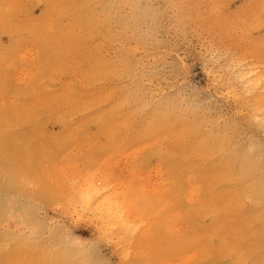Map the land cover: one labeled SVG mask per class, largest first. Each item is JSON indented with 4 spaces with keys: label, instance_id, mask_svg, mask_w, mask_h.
<instances>
[{
    "label": "rangeland",
    "instance_id": "1",
    "mask_svg": "<svg viewBox=\"0 0 264 264\" xmlns=\"http://www.w3.org/2000/svg\"><path fill=\"white\" fill-rule=\"evenodd\" d=\"M0 264H264V0H0Z\"/></svg>",
    "mask_w": 264,
    "mask_h": 264
},
{
    "label": "bare ground",
    "instance_id": "2",
    "mask_svg": "<svg viewBox=\"0 0 264 264\" xmlns=\"http://www.w3.org/2000/svg\"><path fill=\"white\" fill-rule=\"evenodd\" d=\"M189 172H190V171H189ZM187 173H188V172H187ZM191 175H192V174H191ZM191 175H190V176H191ZM194 175H195V174H193V176H194ZM196 177H197V176H196ZM101 212H103V211H100V213H101Z\"/></svg>",
    "mask_w": 264,
    "mask_h": 264
}]
</instances>
